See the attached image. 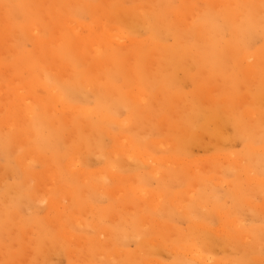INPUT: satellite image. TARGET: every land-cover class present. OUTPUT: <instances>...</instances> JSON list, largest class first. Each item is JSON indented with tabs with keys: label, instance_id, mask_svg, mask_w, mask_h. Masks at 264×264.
Returning <instances> with one entry per match:
<instances>
[{
	"label": "rangeland",
	"instance_id": "1",
	"mask_svg": "<svg viewBox=\"0 0 264 264\" xmlns=\"http://www.w3.org/2000/svg\"><path fill=\"white\" fill-rule=\"evenodd\" d=\"M77 1L0 0V264H264V0ZM102 26L111 67L77 47ZM15 88L38 122L17 101L6 125ZM137 89L146 103L127 101Z\"/></svg>",
	"mask_w": 264,
	"mask_h": 264
},
{
	"label": "bare ground",
	"instance_id": "2",
	"mask_svg": "<svg viewBox=\"0 0 264 264\" xmlns=\"http://www.w3.org/2000/svg\"><path fill=\"white\" fill-rule=\"evenodd\" d=\"M74 3H78V4H80L77 0H72ZM11 4V3H10ZM109 4V3H108ZM106 6V5H105ZM18 7V6H17ZM93 7V6H92ZM102 7V6H101ZM18 8H20V7H18ZM95 8V7H94ZM116 8V7H115ZM15 9V8H14ZM61 9H62V7H61ZM117 9V8H116ZM138 9H139V7H138ZM100 10V9H99ZM119 10H121V9H119ZM119 10H118V14L120 13L119 12ZM125 10V9H124ZM3 10H1V8H0V12H2ZM66 11V10H65ZM115 11V10H114ZM113 11V12H114ZM107 12V11H106ZM123 12V11H122ZM96 13V12H95ZM98 13V12H97ZM109 13V12H108ZM9 15V14H8ZM60 15V14H59ZM109 15V14H108ZM10 16V15H9ZM16 16V15H15ZM104 16V15H103ZM102 16V18H104V19H106V17H107V13H106V16L105 17H103ZM114 16V15H113ZM132 16V15H131ZM130 16V17H131ZM142 16V15H141ZM124 17H125V15H124ZM12 18V17H11ZM16 18V17H15ZM126 18V17H125ZM117 19V18H116ZM112 20V19H111ZM108 21V20H107ZM115 21H117V20H115ZM121 21H123V20H121ZM114 22V21H113ZM0 23L2 24V26H1V38H0V48H4V51H7L8 49V47H9V43H11V41H12V39H13V31H12V29H11V27H10V23L7 21V19H6V17L5 16H3V13H1V15H0ZM104 25V24H103ZM256 25V23L255 22H246L245 24H244V29L246 30V31H251V29H249V28H252L253 26H255ZM45 27V26H44ZM106 27L105 26H102L101 28H100V31H98V33L97 34H90V35H88L87 37H82L81 38V40L79 39V43L80 44H77V47H79L82 51H83V44L82 43H85V47L86 48H88V47H90V48H93V49H96L97 51H95L94 53L95 54H98V55H100L101 57L102 56H105L106 57V59L108 60L107 62H111V64H110V67L112 66V65H117L118 63L115 61V54H112V53H109L110 51H112V50H108L109 49V47H107V37H108V34H107V31H106V29H105ZM135 28V27H134ZM176 28V27H175ZM255 28V27H254ZM25 29V28H24ZM35 28H33V30H34ZM140 29V28H139ZM26 30V29H25ZM35 30H37V29H35ZM137 30V29H136ZM162 30V29H161ZM57 32V31H56ZM58 33V32H57ZM117 33L120 35V36H117V38H115V42L116 43H114L113 44V46H118V45H120V44H123V43H126V42H128L129 41V35L127 34V33H125V32H123V31H121V30H118L117 31ZM181 37V36H180ZM176 39V38H175ZM182 40V39H181ZM88 41V42H87ZM61 40H59V43L61 44ZM194 42V41H193ZM162 43V42H161ZM202 43V42H201ZM109 44V43H108ZM190 44V43H189ZM127 47V46H126ZM192 47V46H191ZM206 47H208V45L206 46ZM62 49V48H61ZM191 50V49H190ZM131 52H132V54H131V56L132 57H134L133 59H139V58H141L142 60H141V63L142 64H144L145 65V62H146V56H145V54L146 53H144V54H142L141 55V53H139V54H137L136 52L137 51H135V48H132L131 50H130ZM22 53V52H21ZM215 53V52H214ZM213 52H212V54H214ZM217 53V52H216ZM215 53V55L217 56V54ZM226 54V53H225ZM3 55H4V53H3ZM222 55H223V53H222ZM221 55V57H223ZM0 56H2V51H1V53H0ZM97 56V55H96ZM211 57V56H210ZM215 57V56H214ZM226 57V56H225ZM224 57V58H225ZM152 58V57H151ZM169 58V57H168ZM247 59L246 57H243V59ZM99 59H101V58H99ZM133 59H131V60H133ZM96 60V59H95ZM130 60V61H131ZM149 60V59H148ZM206 60V59H205ZM205 60H203V61H205ZM214 60V59H213ZM191 61V60H190ZM224 61V60H223ZM107 62L105 63V64H103V63H100V65H98L97 66V69H95V71H96V73H97V70H105V68H108V69H112V68H110L109 67V64H107ZM133 62V61H132ZM217 63L216 64H218V61H216ZM190 63V62H189ZM189 63H188V65H189ZM195 63V62H194ZM213 63V62H212ZM215 63V62H214ZM98 64V63H97ZM107 64V65H106ZM184 65V64H183ZM210 65V64H209ZM176 66V65H175ZM189 66H191V65H189ZM189 66H188V68H189ZM206 66V65H205ZM235 66V65H234ZM145 67V66H144ZM143 67V68H144ZM186 67V66H185ZM66 68V67H65ZM93 68H96V66H93ZM171 68V67H170ZM180 68V67H179ZM210 68V67H209ZM225 68V67H224ZM227 68V67H226ZM233 68V67H232ZM145 69V68H144ZM230 69V68H229ZM33 70V69H32ZM214 70H216V69H214ZM264 70V69H263ZM106 71V70H105ZM171 72L173 71V70H170ZM212 71V70H211ZM257 71V69H256V67L255 66H253V65H250V66H248L246 69H245V71H244V75H246V77H251V76H253V74H254V72H256ZM99 72V71H98ZM176 72V71H175ZM219 72V71H218ZM32 73H34V71L32 72ZM179 73V72H178ZM261 73V72H260ZM176 74V73H175ZM221 74V73H220ZM33 75V74H32ZM164 75V74H163ZM170 75V74H169ZM256 75V74H255ZM35 76V75H34ZM176 76V75H175ZM262 76V75H261ZM260 76V77H261ZM264 76V75H263ZM236 80H234V81H237V78L236 77H234ZM261 79V78H260ZM259 79V80H260ZM32 80V79H31ZM262 80V79H261ZM234 81H233V83H234ZM255 81V80H254ZM245 82V81H244ZM43 83V82H42ZM84 83V82H83ZM243 83V82H242ZM234 84H237L236 82L234 83ZM24 85V84H23ZM37 85V81L35 80L33 83H29V84H26L25 86L26 87H28L30 90H32L33 88H35V86ZM242 85V84H241ZM251 85V84H250ZM237 86V85H236ZM41 88V87H40ZM235 88V87H234ZM238 88V87H237ZM133 89V88H132ZM229 89V88H228ZM249 89H250V86H249ZM256 89V88H255ZM13 91H12V96H10V99H9V102H12V104H14L12 107H11V111H10V113L5 117L6 119H5V123H7L6 125H10V127H15L16 125H19L20 126V122L22 121V118H19L20 120L17 122L15 119L14 120H11V118H12V115H14V112H13V108H15L17 111L18 110H20L21 111V108H20V106L18 107V106H16L15 105V103L14 102H17V101H20V102H24L25 103V105H26V107H27V111H25V112H27V115L29 116H31L32 118H36L35 117V108H34V106H33V103L32 102H30L29 100L26 102V100H24L23 98H20V97H18V96H16L15 95V93H14V91L15 92H17L18 91V89L17 88H15V90L14 89H12ZM97 90V89H96ZM129 90V89H128ZM245 90V89H244ZM248 90V89H247ZM250 91H251V89H250ZM130 92V91H129ZM132 92V91H131ZM234 92H236L235 90H234ZM248 92V91H247ZM76 93V92H75ZM117 97V96H116ZM126 97V99H127V101H129V102H135L136 104H141V103H143V102H145L146 101V94H145V92L143 91V90H141V89H137V90H135V91H133L132 93H128V95H126L125 96ZM243 97H244V95H243ZM248 97V96H247ZM246 96H245V98H247ZM258 97H259V94H258ZM14 98H16L17 100H14ZM94 98V97H93ZM114 98H115V96H114ZM208 98H209V95H208ZM54 99V98H53ZM85 100H86V98H85ZM84 100V101H85ZM88 100V99H87ZM212 100H214V98L212 99ZM248 100H249V97H248V99L246 100L247 102H248ZM52 102H60L59 100H56V99H54V100H51ZM51 101H47V103H48V105H50L51 103ZM224 101V100H223ZM263 100L261 99V102H262ZM82 102H83V100H82ZM247 102H245V103H247ZM146 103V102H145ZM244 103V102H243ZM215 105V104H214ZM22 106V105H21ZM205 106H206V104H205ZM220 106V105H219ZM44 109V108H43ZM84 109H86V108H84ZM217 109V108H216ZM23 110V109H22ZM87 110H89V108H87ZM215 111V110H214ZM246 111V110H245ZM210 112V111H209ZM239 112V111H238ZM242 112V111H241ZM248 111H246L245 113H247ZM88 114H90L89 112H87ZM202 113H204V112H202ZM249 113V112H248ZM7 114V113H6ZM198 114H199V112H198ZM197 114V115H198ZM214 114V113H213ZM222 114V113H221ZM240 114V113H239ZM253 114V113H252ZM27 115H26V117H27ZM226 115V114H225ZM232 115V114H231ZM248 115H250V113L249 114H247V116ZM228 117H229V114L227 115ZM234 116V115H233ZM251 116V115H250ZM255 116V115H254ZM202 117V116H201ZM204 117H205V115H204ZM29 118V117H28ZM221 118H222V120H223V117L221 116ZM244 118V117H243ZM191 119V118H190ZM237 119H239L238 118V116H237ZM104 121H110L111 120V118L110 117H105L104 119H103ZM121 120V119H120ZM202 120H203V118H202ZM221 120V121H222ZM225 120V119H224ZM246 120V119H245ZM119 120H117L116 122L118 123V124H120V122H118ZM215 121V120H214ZM36 122H38V120H37V118H36ZM52 122H54V120L52 121ZM111 122H112V120H111ZM127 122H128V120H127ZM195 122V121H194ZM219 122V121H218ZM130 123V122H129ZM129 123H125L126 125H129ZM203 123V122H202ZM213 123V122H212ZM241 123V122H240ZM239 123V124H240ZM23 124H25V123H23ZM54 124H55V122L54 123H52V126H54ZM215 124V123H214ZM247 124V123H246ZM29 125V124H28ZM57 125V124H56ZM120 125H124V123H122V124H120ZM212 125V124H211ZM217 125H219L220 126V124H217ZM227 125V124H226ZM3 126V125H2ZM209 126V125H208ZM21 127V126H20ZM89 127V126H88ZM123 127H126L125 125L123 126ZM225 127V126H224ZM227 127V126H226ZM6 128V127H5ZM9 128V127H8ZM85 128V127H84ZM236 128V127H235ZM16 128H14V130H15ZM208 129V128H207ZM213 129V128H212ZM216 129V128H215ZM237 129V128H236ZM246 129V128H245ZM244 129V130H245ZM224 130V129H223ZM222 130V131H223ZM247 130V129H246ZM21 131V130H20ZM18 131L19 133H21V134H23V135H20L18 132H17V136H16V134H14L16 137H20V139L22 138V136H23V138L24 139H28L29 138V136H30V133H29V131L28 130H23V131ZM221 131V132H222ZM250 131H252V130H250ZM16 132V131H15ZM223 133V132H222ZM242 133V132H241ZM248 133H250V132H248ZM216 134V133H215ZM220 134V133H219ZM253 134V133H252ZM251 134V135H252ZM20 135V136H19ZM31 135H33V134H31ZM94 135H96V134H94ZM240 136V135H239ZM249 136H250V134H249ZM72 137V136H71ZM95 137V136H94ZM126 137V136H125ZM125 137H123L124 139L121 141V143H123L124 145H126L127 143H129V139L128 138H125ZM238 137V136H237ZM241 137H242V135H241ZM248 137V136H247ZM17 138V142H18V139ZM22 138V140H24ZM196 138V137H195ZM249 138H251V137H249ZM249 138H247V139H249ZM252 138H253V136H252ZM251 138V139H252ZM225 139V138H224ZM228 139V138H227ZM240 139H243V138H240ZM245 139V138H244ZM243 139V140H244ZM247 139H245V140H247ZM90 140H91V137H90ZM250 140V139H249ZM42 141V140H41ZM69 141H70V139H69ZM92 142H93V140H91ZM98 141H100V140H98ZM104 141V140H103ZM16 142V143H17ZM25 142L26 141H24V143L22 144V142H21V144L23 145V147H24V145H25ZM61 142V141H60ZM217 142V141H216ZM225 142V141H224ZM102 143V142H101ZM253 143V142H252ZM18 144V143H17ZM20 144V143H19ZM130 145H131V143H129ZM128 144V145H129ZM71 145V144H70ZM186 145V144H185ZM253 145H255V144H253ZM188 146V145H187ZM74 147V146H73ZM90 147H92V146H90ZM18 148L20 149V147L18 146ZM17 148V149H18ZM81 148V147H80ZM18 149V150H19ZM23 149V148H22ZM21 149V150H22ZM257 149V148H256ZM84 150V149H83ZM94 150V149H93ZM258 150V149H257ZM1 151V150H0ZM41 151V150H40ZM102 151V150H101ZM137 151V150H136ZM250 151V150H249ZM261 151V150H260ZM262 151H264V149L262 150ZM20 152V151H19ZM132 152V151H131ZM256 152V151H255ZM15 153H17V152H15ZM21 153V152H20ZM31 153L32 152H30V155L29 156H31ZM133 153H135V154H132V157L133 156H135V155H137V156H140V158H141V151L139 152V150H138V152H133ZM145 155H146V152H143ZM253 153V152H252ZM262 153V152H261ZM19 154V153H18ZM27 154H29V152H27ZM87 154V153H86ZM255 154H257L258 155V153H255ZM11 155V154H10ZM14 155V154H13ZM16 155V154H15ZM32 155H33V153H32ZM39 155V154H38ZM264 155V154H263ZM8 156V155H7ZM36 156H37V154H36ZM80 156V155H79ZM34 157V156H33ZM32 157V158H33ZM44 157V156H43ZM84 157V156H83ZM142 157H144V156H142ZM260 157V156H259ZM7 158V157H6ZM5 158V159H6ZM31 158V157H30ZM81 158V157H80ZM256 159H257V157H255ZM264 158V157H263ZM263 158L261 157V159L263 160ZM36 159V158H35ZM39 159L40 160H42L41 159V156L39 157ZM145 159V158H144ZM20 160H21V158H20ZM29 160V159H28ZM78 160V159H77ZM76 160V161H77ZM84 160H85V158H84ZM88 160V159H87ZM90 160V159H89ZM260 160V159H259ZM18 161V160H17ZM34 161V160H33ZM50 161V160H49ZM71 161V160H70ZM70 161H69V163H70ZM20 162V164L22 165V163L23 162H21V161H18V163ZM45 162H47V160L45 161ZM52 162V161H51ZM68 162V161H67ZM72 162H74V161H72ZM83 162H85V161H83ZM90 162V161H89ZM261 162V161H260ZM259 162V164H262V163H260ZM149 163V162H148ZM257 162L255 161V164H256ZM79 162L78 163H73L72 164V168H74V169H79ZM25 165V164H24ZM24 165H22L24 168H25V166ZM28 165H30V164H28ZM264 165V164H263ZM254 166H258V163H257V165H254ZM66 167H68V169H70V170H72L71 169V166L69 167V164L67 165L66 164ZM259 167V166H258ZM257 167V168H258ZM113 168H116V167H113ZM252 168V167H251ZM257 168H256V170H257ZM74 169H73V172H74ZM264 169V168H263ZM153 170H155L154 168H153ZM255 170V169H254ZM28 171V170H27ZM53 171V170H52ZM71 172V171H70ZM111 172V171H110ZM155 173L154 174H156V175H158V174H160L158 171H154ZM251 172V171H250ZM257 172V171H256ZM247 173H248V171H247ZM177 174V173H176ZM180 176V175H179ZM1 181L3 180L2 178L0 179ZM5 180V179H4ZM41 183H43V181L41 182ZM49 184V183H48ZM41 185H43V184H40V187L41 188H43ZM1 186H2V183H1ZM50 185H46L45 187H49ZM40 188V189H41ZM50 189V191H51V188H49ZM62 189V188H61ZM60 189V190H61ZM3 190V189H2ZM133 190V189H132ZM145 188H135L134 189V191L136 192V194H138L139 196L141 195V196H144V197H147V195H151L150 193H145ZM42 191V190H41ZM41 191H39L40 193H41ZM52 191H53V189H52ZM64 191V190H63ZM62 191V192H63ZM39 192H36L35 193V195L37 196L38 195V193ZM44 192L46 193V192H48V191H46L45 189H44ZM39 193V194H40ZM124 194V193H123ZM47 195V194H46ZM34 196V195H33ZM36 196H34L33 198H36V199H38V197H36ZM39 196V195H38ZM45 196V195H44ZM41 196H39V198H40ZM65 197V196H64ZM60 199H62L61 197H60ZM52 200V199H51ZM57 200V199H56ZM42 201H44V202H46L47 204H50V202H52V201H50V199H47L46 197H43L42 196ZM68 201V200H67ZM16 202V201H15ZM70 202V201H69ZM53 203V202H52ZM53 205V204H52ZM56 206V204L54 205V207ZM21 207V206H20ZM50 207H52L51 205H50ZM22 209V208H21ZM51 209V208H50ZM55 209H56V207H55ZM62 209V208H61ZM56 210H58V209H56ZM22 211V210H21ZM62 211V210H61ZM58 212H59V210H58ZM76 213V212H75ZM71 215V214H70ZM76 215H77V213H76ZM72 216V215H71ZM70 216V217H71ZM76 217V216H75ZM198 217V216H197ZM115 218V217H114ZM114 218H112V219H114ZM195 218H196V216H195ZM75 219V218H74ZM79 219V222H80V218H78ZM77 219V220H78ZM116 219V218H115ZM116 221H117V219H116ZM78 221L77 222H74V223H79ZM6 224H8V223H6ZM11 224V223H10ZM80 225H81V227H82V225L83 224H81V223H79ZM3 226V225H2ZM200 227H201V225H199ZM19 227V226H18ZM17 228V227H16ZM15 228V229H16ZM104 229V228H103ZM120 230H123V229H120ZM64 231V230H63ZM68 231V230H67ZM105 232H103L102 231V233L104 234H106L107 233V231L106 230H104ZM119 231V230H118ZM70 232V231H69ZM125 233V232H124ZM10 234V233H9ZM63 234H65V233H63ZM68 234H70V233H68ZM136 236V235H135ZM126 240V239H125ZM122 241H123V239H122ZM122 243V242H121ZM126 243V242H125ZM31 249V248H30ZM110 250V249H109ZM115 251V250H114ZM119 251V250H118ZM118 251H116V252H118ZM99 253H101V256L103 255L102 253L103 252H99ZM119 253V252H118ZM117 253V254H118ZM111 255V254H110ZM197 257H196V259H197V261H205V259H206V257H204L203 256V254L202 253H200V251H197ZM104 256V255H103ZM123 256V255H122ZM118 259V257L117 258H115V260H117ZM182 260V259H181ZM130 261V260H129ZM196 261V262H197ZM141 262V261H140ZM182 262H184V260H182ZM122 263V262H121ZM181 263V262H180ZM179 263V264H180ZM195 263V262H194ZM205 263V262H204ZM124 264V263H123Z\"/></svg>",
	"mask_w": 264,
	"mask_h": 264
}]
</instances>
